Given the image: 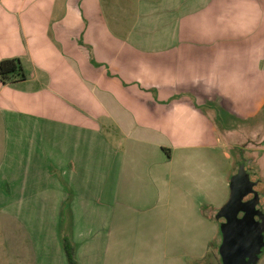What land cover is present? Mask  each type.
Returning a JSON list of instances; mask_svg holds the SVG:
<instances>
[{
  "label": "crops",
  "instance_id": "1",
  "mask_svg": "<svg viewBox=\"0 0 264 264\" xmlns=\"http://www.w3.org/2000/svg\"><path fill=\"white\" fill-rule=\"evenodd\" d=\"M7 58L0 264H194L264 177V0H0Z\"/></svg>",
  "mask_w": 264,
  "mask_h": 264
},
{
  "label": "water",
  "instance_id": "2",
  "mask_svg": "<svg viewBox=\"0 0 264 264\" xmlns=\"http://www.w3.org/2000/svg\"><path fill=\"white\" fill-rule=\"evenodd\" d=\"M264 182L240 169L231 179V196L216 218L223 237V264H256L264 245Z\"/></svg>",
  "mask_w": 264,
  "mask_h": 264
},
{
  "label": "rangeland",
  "instance_id": "3",
  "mask_svg": "<svg viewBox=\"0 0 264 264\" xmlns=\"http://www.w3.org/2000/svg\"><path fill=\"white\" fill-rule=\"evenodd\" d=\"M239 138H234L235 141H237V143H240L243 146H248V147H257L259 146V144L256 143L258 136H247L250 138H247L246 140L244 139H240L243 136H236ZM246 138V136H244ZM233 141V140H232ZM233 154H234V159H235V166H234V174L233 176L237 175L238 172L240 171V169H243V171H246L248 174H252V172H254L257 175H260V177L262 176L260 174V166L259 164L261 163V160L258 156H256V152L251 151V150H247V151H240L237 148L233 149ZM263 176H262V180H263ZM264 181V180H263ZM262 234L264 236V229L262 230ZM222 234H219L218 239L215 241V243L213 244V247L211 248V251H209V258L212 256H215V258L218 260L221 257V253H220V247L222 244ZM211 253V255H210ZM262 253H264V245H263V249H262ZM256 264H264V255L261 257V260L259 263Z\"/></svg>",
  "mask_w": 264,
  "mask_h": 264
},
{
  "label": "trees",
  "instance_id": "4",
  "mask_svg": "<svg viewBox=\"0 0 264 264\" xmlns=\"http://www.w3.org/2000/svg\"><path fill=\"white\" fill-rule=\"evenodd\" d=\"M25 77L23 66L19 58H7L0 61V79L4 83L15 82ZM65 252L69 264H78L75 257V252L71 244L64 242ZM211 255V253H210ZM209 253L201 260L194 262V264H223L222 259H216L215 256L208 257Z\"/></svg>",
  "mask_w": 264,
  "mask_h": 264
},
{
  "label": "flooded vegetation",
  "instance_id": "5",
  "mask_svg": "<svg viewBox=\"0 0 264 264\" xmlns=\"http://www.w3.org/2000/svg\"><path fill=\"white\" fill-rule=\"evenodd\" d=\"M262 209L264 210V208L262 207ZM262 249H263V247H262ZM264 255V253H261V257Z\"/></svg>",
  "mask_w": 264,
  "mask_h": 264
}]
</instances>
